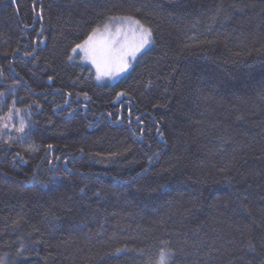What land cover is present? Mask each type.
<instances>
[{
	"label": "trees",
	"instance_id": "16d2710c",
	"mask_svg": "<svg viewBox=\"0 0 264 264\" xmlns=\"http://www.w3.org/2000/svg\"><path fill=\"white\" fill-rule=\"evenodd\" d=\"M114 16L153 43L100 84ZM0 93L3 264H264V0H0Z\"/></svg>",
	"mask_w": 264,
	"mask_h": 264
},
{
	"label": "snow or ice",
	"instance_id": "6c2138e0",
	"mask_svg": "<svg viewBox=\"0 0 264 264\" xmlns=\"http://www.w3.org/2000/svg\"><path fill=\"white\" fill-rule=\"evenodd\" d=\"M113 21L119 23H127L128 25H134L135 28L139 32L138 42L134 46H128L127 44L121 45L118 49L114 48L110 45H105L103 47L98 48L94 42V38L97 33L100 31V26L98 25L96 28L92 30V33L83 41L82 44H77L75 48L72 49L73 52H76L77 49H82L89 57L92 59L93 63H95L98 69L101 65L108 67L109 65L112 66L108 71L105 72V75H113L114 72H124L126 71L130 65L128 63V58L131 57L132 59L135 58L138 52H141L147 46L153 43L152 40V32L151 29L144 27L140 24L139 21L135 20L132 17H109L108 20L103 24L105 30L109 28V24ZM120 32H117V36H120ZM119 40L112 41V45L118 44ZM25 55H30L26 53ZM71 59V57H69ZM51 79V77H49ZM3 93H0L2 96ZM120 96L124 95L123 93L119 94ZM13 107L9 108L7 114V120L12 119V113L14 111L18 112V109H15V101L12 102ZM31 115V113H29ZM111 115V113H109ZM139 120V117H137ZM141 124L143 123L140 121ZM14 127V126H13ZM9 124L5 121L4 117H0V130L8 129ZM17 131L24 133V136L21 139H24L27 133H25V121L23 118L20 120V127L16 129ZM143 129H141V132ZM157 131H159L157 129ZM162 136L163 133H160ZM37 145L30 144L28 145L29 151L38 150ZM52 146L49 145L48 148L50 149ZM174 253L170 249L161 248L158 264H169V260L171 259ZM0 264H3V261H0Z\"/></svg>",
	"mask_w": 264,
	"mask_h": 264
},
{
	"label": "rangeland",
	"instance_id": "374dc122",
	"mask_svg": "<svg viewBox=\"0 0 264 264\" xmlns=\"http://www.w3.org/2000/svg\"><path fill=\"white\" fill-rule=\"evenodd\" d=\"M118 31L121 34L120 36H117ZM138 37H139V32L134 25H128L127 23H122L120 25H116L115 27L111 26V28L109 27L107 30H105L104 28L101 29L95 36L94 42L98 48L103 47L105 45H110L118 49L121 45L124 44H127L128 46H134L138 42ZM114 40H119V43L112 45V41ZM149 46H147L146 48H148ZM145 49H143L141 52H138L134 59H132L131 57L128 58V63L130 67L126 71L118 72V73L114 72L113 75H105V72L108 71L110 68H112L111 65H109L108 67L101 65V67L98 69L97 65L93 63L89 55H87L82 49H77L76 52L72 51V56L76 57L78 61L81 62L82 64L88 65L92 68L98 83L106 84V83H114L117 80H119L122 76H124L131 69L136 58Z\"/></svg>",
	"mask_w": 264,
	"mask_h": 264
}]
</instances>
